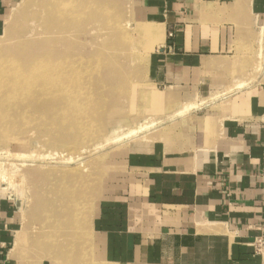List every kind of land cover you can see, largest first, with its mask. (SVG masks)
<instances>
[{"label":"crops","instance_id":"0c3cea01","mask_svg":"<svg viewBox=\"0 0 264 264\" xmlns=\"http://www.w3.org/2000/svg\"><path fill=\"white\" fill-rule=\"evenodd\" d=\"M13 1L0 0V23ZM141 2L163 41L149 82L175 120L120 156L87 261L264 264L251 247L264 225V0ZM21 209L0 198V264L55 258L24 240L15 251Z\"/></svg>","mask_w":264,"mask_h":264},{"label":"rangeland","instance_id":"374dc122","mask_svg":"<svg viewBox=\"0 0 264 264\" xmlns=\"http://www.w3.org/2000/svg\"><path fill=\"white\" fill-rule=\"evenodd\" d=\"M47 1L14 0L5 9L0 64L30 66L51 59L82 66L78 73L74 67L60 70L61 90L46 95L39 107L38 101L28 108L22 100L0 103L11 105L0 107V198L22 205L24 228L15 251L24 240V249L34 255L50 251L56 256H46L44 264H89L92 248L85 240L79 246L85 249L84 258L81 252V257L63 253L65 245L79 249L73 243L68 201L81 198L82 213L76 209L72 220L83 218L90 240L93 204L111 185L120 156L130 146L154 139L157 130L175 120L148 78L150 58L163 41L143 14L141 0H62L67 13L52 9V2L45 9ZM49 76L47 83L54 82L50 71ZM133 130L136 133L127 135ZM69 157L71 163L60 160Z\"/></svg>","mask_w":264,"mask_h":264},{"label":"bare ground","instance_id":"6f19581e","mask_svg":"<svg viewBox=\"0 0 264 264\" xmlns=\"http://www.w3.org/2000/svg\"><path fill=\"white\" fill-rule=\"evenodd\" d=\"M47 2H48V4H47ZM47 2L44 3L45 9H47L48 7H50V3L52 2L53 3L52 4V9H58L61 12L63 11L65 13H67L66 9H67L68 6H65V3L66 2L64 3V2H62V0H48ZM69 3H70V1H69ZM46 4H47V7H46ZM74 8L75 7H73V9ZM77 13H75V14L73 13V15L75 16V15H77ZM78 14H80V13H78ZM78 16H82V15H78ZM75 18H78V17H75ZM145 26L147 27V25H145ZM145 32H147V31H145ZM9 62H11V63H9ZM2 63L0 64V103L2 101H4V100H6L8 102H9V100H13V99L14 100H22L23 103L26 102V105L23 104V107L24 108H28V106H30L32 104H35V102H37V101L38 102L35 105L37 107H39L41 105L38 106V104L41 101L43 102L44 99H46V95H48L51 92H55V94H56L57 93L56 92V89L57 90H59V89L61 90V88L59 86H57L58 85L57 82L60 81V80H58V78L60 77L59 76L60 70L62 71L66 67H74L75 73H78L81 70V69H78V67H81L82 66L81 65V66L76 67V66H74V64H72L71 66L70 65H65V64L62 65L61 63H59V64L58 63H55V61H54V63H52V60L51 59H48V60H43L42 59L39 62H36L35 64L33 62V64H31L30 66L29 65H21L22 67L20 65H17L18 63H16L15 61H6L4 64H2ZM90 67H92V66H90ZM39 71H41L43 73V75H41L40 73L38 74L37 72H39ZM49 71L53 73L52 80L54 79V82L53 81H51V82L49 81L52 84H48L49 82L47 83V80L48 79L51 80L50 76L48 77ZM84 71L87 72L88 71V68L85 67V70ZM20 72H21V74H20ZM76 81H78V80H76ZM77 84H80V83H77ZM37 87L39 88V90L36 89ZM34 91L38 93V96L34 93ZM79 95L77 97H79ZM68 98H69V96H68ZM42 105H43V103H42ZM0 107H11V105L1 104ZM142 126H140V127H142ZM135 130L128 132L127 135H131L133 133H136ZM125 136H126V134H125ZM53 156L58 157V156H56V154H53ZM60 160H62L64 163H71L72 162V157H69V158H60ZM76 160L77 159H75L74 161H76ZM76 199L79 200V201H74L73 202L72 199H71V202L68 201L67 212H68V215H70V219H69V221L71 220L70 223H73V225L75 227L74 229H75V237H76V239L70 238L69 242L71 241V239H73L74 245L76 246V248H79V249H76L77 251L75 252L73 250V248L72 247H69L68 245H65L66 248L63 249L64 255L68 254L71 251L70 253H71V256L72 257L74 256V253H77V256L79 255V257L81 256V254L85 256V252H84L85 249H83L82 247H79V246L82 245V243H83L84 240L87 243H89L87 241V238H86L88 235H87V233L85 231L87 229V227L86 228L83 227V225L86 222L83 223V221H82V223H81L80 220H82L83 218L82 219L79 218V215H78V219H80V220H76V218H75L76 221L75 220H72L73 219L72 217L74 216L73 215L74 214L73 212L76 211V209L80 210V212H81V207H82L81 198L77 197ZM72 204H74L73 207H72ZM76 205L78 207H76ZM87 205H86V207H87ZM71 207H72V209H71ZM85 214H88V212L87 213L85 212ZM76 215L77 214H75V217H76ZM85 216H87V215H85ZM67 234H69V231H67L66 235ZM68 236H70V235H67V237H65V239H64L65 242H66V239L69 238ZM80 252H81V254H80ZM70 253L68 255H70Z\"/></svg>","mask_w":264,"mask_h":264},{"label":"built area","instance_id":"2783aa9c","mask_svg":"<svg viewBox=\"0 0 264 264\" xmlns=\"http://www.w3.org/2000/svg\"><path fill=\"white\" fill-rule=\"evenodd\" d=\"M251 247L255 255L264 257V225L259 228V234L253 239Z\"/></svg>","mask_w":264,"mask_h":264}]
</instances>
